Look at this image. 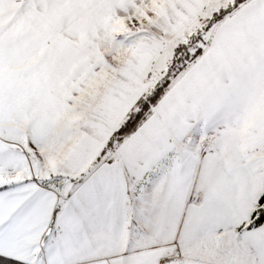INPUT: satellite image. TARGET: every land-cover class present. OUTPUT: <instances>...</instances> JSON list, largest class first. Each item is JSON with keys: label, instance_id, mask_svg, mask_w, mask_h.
<instances>
[{"label": "snow or ice", "instance_id": "obj_1", "mask_svg": "<svg viewBox=\"0 0 264 264\" xmlns=\"http://www.w3.org/2000/svg\"><path fill=\"white\" fill-rule=\"evenodd\" d=\"M0 264H264V0H0Z\"/></svg>", "mask_w": 264, "mask_h": 264}]
</instances>
